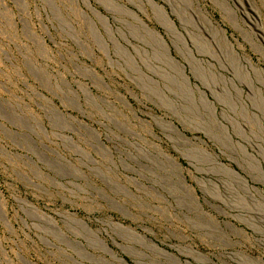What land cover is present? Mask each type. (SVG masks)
<instances>
[{
    "label": "rangeland",
    "instance_id": "rangeland-1",
    "mask_svg": "<svg viewBox=\"0 0 264 264\" xmlns=\"http://www.w3.org/2000/svg\"><path fill=\"white\" fill-rule=\"evenodd\" d=\"M133 1L0 0V264H264L247 193L264 207V0ZM121 6L165 39L193 93L141 62L134 46L152 47Z\"/></svg>",
    "mask_w": 264,
    "mask_h": 264
},
{
    "label": "bare ground",
    "instance_id": "bare-ground-1",
    "mask_svg": "<svg viewBox=\"0 0 264 264\" xmlns=\"http://www.w3.org/2000/svg\"><path fill=\"white\" fill-rule=\"evenodd\" d=\"M131 3H134L135 6H137L140 10H142L143 8H141L140 6H138L133 0H130ZM187 5V4H186ZM123 7V6H121ZM120 7V8H121ZM119 8V7H118ZM125 8V13L126 14H129V15H133L134 18L136 20H138L140 23H141V26H136V28L132 27V30L133 32L136 34V38H138V40H141L143 41L144 43L150 45L152 47V52H148L146 49L142 48V49H139L138 47H135L134 45V49L137 53V55L140 57V60L141 62H143L147 67L153 69L152 71L159 75L162 79H164L166 81V86L171 90L170 86L168 85V82L169 81H172L173 82V77L178 75L181 77V80L184 81V85L185 87L182 89V92L183 94H186V93H193V89L191 88L190 86V79L189 77L186 75L185 73V67L183 65L180 64V62L178 60H176L172 55H171V52H170V48L169 46L167 45L165 39L156 31L150 29V27L142 21V19L134 13V11L130 10L128 11V9H126V7H123V10ZM190 8H192V6L190 5ZM122 10V9H120ZM159 10H161L159 8ZM195 12V10H193ZM122 12V11H121ZM124 12V11H123ZM128 12V13H127ZM197 12V11H196ZM202 16L201 17H198L199 21H201V23H204V27L206 26L205 23H207L210 27V29H212V32L214 34H216L217 36L220 35V31L218 30L217 27H215L210 18H208L206 15H203L200 11H198ZM161 15H159L160 17H158L160 19V23L163 25V27L167 30V32L173 37L174 39V44L175 46L177 47L178 51H180V53L185 57L187 58V60L190 62V66L192 69H196V66L197 65V72H198V69L201 68V65L198 60H196L193 56V53L191 51L190 48H188V44H187V41L185 40V38L183 37V35L179 32V30L177 29L176 25L174 24V22L170 19V17L168 16V14L165 12V11H160L159 12ZM179 14V13H178ZM132 16V17H133ZM200 16V15H199ZM180 17V16H179ZM187 20V19H186ZM186 20H182L183 22L186 21ZM106 23H107V20H105ZM182 22V23H183ZM188 23V22H187ZM133 25V24H132ZM131 25V26H132ZM207 27V26H206ZM182 28H184L185 30H187V26L186 25H182ZM207 30V29H206ZM211 34V33H210ZM223 35L221 36V38H223V40H227L226 39V36L224 33H222ZM190 38L193 40V36H191L189 34ZM212 37H214L213 35H211ZM216 38V37H215ZM219 38V36L217 37ZM117 41V40H115ZM220 41V39H219ZM196 42V43H195ZM195 44H197L198 46V50L200 52H209L210 51V48L208 46H205V45H201L197 40L194 41ZM179 44H183L184 45V48H187L186 51L179 46ZM143 47V46H142ZM202 48V49H201ZM230 48V52L233 53V48L232 46H229ZM187 50H188V54H187ZM230 53V54H231ZM153 63H159V64H153ZM256 71V70H255ZM256 73H258L256 71ZM198 75V74H197ZM264 77H262L263 79ZM147 80L156 85L158 90H159V93H160V97L163 99V101L165 100L167 103H170L172 104V101L165 95V93L161 90V88L159 87V83L157 82H154L153 80L151 79H148ZM187 84V85H186ZM237 99L238 101L241 102V104L243 105V111L247 110L245 108V101L242 100V92L240 90L237 91ZM255 96V95H254ZM254 99V98H252ZM208 98L206 96L205 93L202 94V98H201V103L203 105H205L206 108H208V104L211 105L209 102H208ZM256 102V101H254ZM259 102H257V104L255 105L256 107L258 108H264L262 107L260 104H258ZM254 104V103H253ZM173 105V104H172ZM263 105V104H262ZM212 106V105H211ZM264 106V105H263ZM196 106L194 105V110H195ZM197 109V108H196ZM209 109V108H208ZM263 111V110H262ZM264 112V111H263ZM210 113H212L210 111ZM245 115L243 116H247L246 115V111L243 112ZM214 115V113H212ZM235 126H238V131H241L242 132V128L239 127V124L235 121V122H232ZM170 128V127H169ZM172 128V127H171ZM174 128V127H173ZM174 129L177 130V127H175ZM173 129V130H174ZM175 130V131H176ZM244 132V131H243ZM259 138V137H258ZM230 139V138H229ZM246 139V138H245ZM260 139V138H259ZM249 141V140H248ZM252 142V141H251ZM254 144V142H253ZM255 146V145H254ZM253 146V148H255ZM260 146V145H259ZM261 147V146H260ZM260 149V153L263 152L262 148H259ZM253 157V156H252ZM251 157V158H252ZM254 158V157H253ZM252 158V159H253ZM211 159V158H210ZM256 160V159H255ZM211 161V160H210ZM212 161L214 163V168L212 169V171H217L216 169H227L223 166H221L219 164V162L217 161V159H214L212 158ZM258 162V160H256ZM212 163V162H211ZM259 164V162H258ZM228 170V169H227ZM229 173V171H227ZM232 175L234 176V180H236L238 182L239 185L245 187L247 186V181L245 180V178H243L242 176H240L239 173L235 172L233 173L232 172ZM262 178L264 179V173L262 175ZM233 179V178H232ZM262 179V180H263ZM236 182V183H237ZM181 184V183H180ZM182 186V185H181ZM185 186V185H184ZM183 186V187H184ZM186 187V186H185ZM185 189V188H184ZM249 189V188H248ZM186 190V189H185ZM256 192V191H255ZM247 193L248 195L250 196V200L252 201V204L254 205V207H256L255 209L257 211L260 212L259 214V219L261 221L264 222V207H263V204L260 202L261 200L258 199L257 195L254 194V193H251L250 190H247ZM257 194L260 195V193L257 191L256 192ZM262 198L264 199L263 195H262ZM252 208V207H250ZM254 209V208H252ZM248 211H251V209H249Z\"/></svg>",
    "mask_w": 264,
    "mask_h": 264
}]
</instances>
